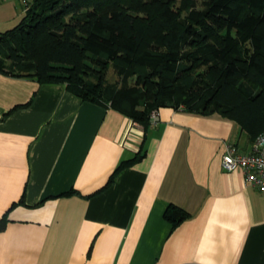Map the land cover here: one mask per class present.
<instances>
[{"label": "crops", "instance_id": "0c3cea01", "mask_svg": "<svg viewBox=\"0 0 264 264\" xmlns=\"http://www.w3.org/2000/svg\"><path fill=\"white\" fill-rule=\"evenodd\" d=\"M147 129L65 84L0 73V264H264V196L227 173L251 152L217 113ZM169 206L188 217L173 227Z\"/></svg>", "mask_w": 264, "mask_h": 264}, {"label": "trees", "instance_id": "16d2710c", "mask_svg": "<svg viewBox=\"0 0 264 264\" xmlns=\"http://www.w3.org/2000/svg\"><path fill=\"white\" fill-rule=\"evenodd\" d=\"M22 11L0 33L2 74L65 84L143 129L153 111L181 108L232 120L251 142L264 130V0H30ZM163 217L176 227L188 215Z\"/></svg>", "mask_w": 264, "mask_h": 264}, {"label": "built area", "instance_id": "2783aa9c", "mask_svg": "<svg viewBox=\"0 0 264 264\" xmlns=\"http://www.w3.org/2000/svg\"><path fill=\"white\" fill-rule=\"evenodd\" d=\"M158 114L157 111L151 113V124L157 122ZM221 168L227 173L240 170L245 185L254 187L264 196V130L252 142L249 154H240L234 147H227L222 155Z\"/></svg>", "mask_w": 264, "mask_h": 264}, {"label": "rangeland", "instance_id": "374dc122", "mask_svg": "<svg viewBox=\"0 0 264 264\" xmlns=\"http://www.w3.org/2000/svg\"><path fill=\"white\" fill-rule=\"evenodd\" d=\"M178 1L176 0V3ZM24 4L23 0H0V33L12 29L20 21ZM106 78L111 84L118 80L113 69H109ZM134 81L135 79H132L129 83L132 84Z\"/></svg>", "mask_w": 264, "mask_h": 264}]
</instances>
